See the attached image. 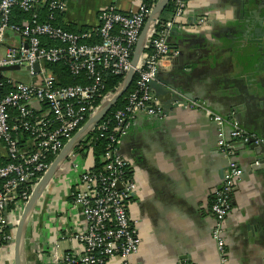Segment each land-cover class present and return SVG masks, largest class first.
<instances>
[{
  "label": "crops",
  "instance_id": "1",
  "mask_svg": "<svg viewBox=\"0 0 264 264\" xmlns=\"http://www.w3.org/2000/svg\"><path fill=\"white\" fill-rule=\"evenodd\" d=\"M138 3L67 0L62 22L99 27L103 9L115 6L125 13ZM256 16L264 17V0H190L183 27L169 38L177 55L162 63L160 74L176 88L177 101L164 116L140 114L119 145V153L133 162L129 174L138 185L128 204L142 237L139 252L131 257L135 264H221L211 203L223 183L226 159L217 148V124L189 102L201 101L237 119L246 133L264 140V28L255 32ZM19 42L18 35L8 33L7 45ZM0 76L31 81L20 68ZM241 142L234 152L244 175L230 194L226 252L229 264H264V153L257 156ZM6 155L0 143V156ZM72 177L61 170L33 212L23 245L26 264H63L53 262L55 248L59 254L82 253L73 234L87 224L82 211L70 204ZM8 253L15 255V250L1 251L0 264L10 263ZM122 263L121 257L110 261Z\"/></svg>",
  "mask_w": 264,
  "mask_h": 264
},
{
  "label": "built area",
  "instance_id": "2",
  "mask_svg": "<svg viewBox=\"0 0 264 264\" xmlns=\"http://www.w3.org/2000/svg\"><path fill=\"white\" fill-rule=\"evenodd\" d=\"M189 1L173 0V10L164 12L159 18L137 66L135 90L129 95L127 106L113 113L109 119L105 117L85 137L84 141L97 131L104 136L116 122V128L109 136L112 144L108 145L105 154L108 162L104 171L93 170L95 161L91 146L78 151L84 141L61 166L58 174L63 170L73 176L70 179V204L82 211L87 227L73 234L74 240L82 246V253L59 254L55 248L53 262L110 264L113 258L121 257L122 264H135L131 257L139 252L142 237L129 214L128 204L136 197L138 185L129 174L133 162L119 153V145L140 114L160 117L166 113L161 97L150 82L161 73L162 63L171 55H177L172 53L169 38L176 28L183 27L181 21L185 18ZM138 2L135 10L125 13L115 6L103 9L96 32L101 42L88 44L84 39H89L90 33H72L52 23L41 22L36 14L22 25L11 22L16 6L25 12H36L39 6L48 3L50 10L64 13L68 10L67 0H0V67L18 66L31 76L29 83L8 80L13 87L10 91L5 89L0 79V143L5 145L6 156L12 159L8 164L0 165V253L14 251L16 230L25 205L53 161L100 107L120 90L132 67L136 43L155 6L149 9L141 0ZM8 33L18 35L20 42L7 45ZM45 39L59 45L47 46ZM64 58L69 59L74 75L86 72L94 84L57 86V76L44 64ZM36 64H39V70H36ZM99 66L111 74L123 76V80L104 96L100 104H95L98 87L103 81ZM189 104L203 110L218 126L217 148L226 159V167L223 183L214 192L211 203L215 217L212 237L217 243L221 264H229L224 237L225 220L230 210V194L244 175V169L235 156L234 143L253 140L260 144L264 140L246 133L237 119L225 117L201 101H190ZM13 109L19 112V118L12 117ZM21 129L32 135L23 147L14 137V132ZM43 198L44 193L39 202ZM39 202L33 212L37 211ZM65 237L62 236L63 239ZM14 257V254H9V264H15Z\"/></svg>",
  "mask_w": 264,
  "mask_h": 264
},
{
  "label": "water",
  "instance_id": "3",
  "mask_svg": "<svg viewBox=\"0 0 264 264\" xmlns=\"http://www.w3.org/2000/svg\"><path fill=\"white\" fill-rule=\"evenodd\" d=\"M173 0H158L155 6L150 11L149 17L147 19V22L140 34V37L136 43L133 56H132V67L130 71L128 72L123 84L121 85L120 90L106 103H104L100 109L88 120L86 125L66 144L64 149L60 152V154L57 156V158L53 161L52 165L50 166L49 170L41 181L37 184L35 189L33 190V193L31 194V197L27 204L25 205L24 212L20 218V222L17 226L16 230V237L14 240V250H15V264H26L24 261V239H25V233L27 229L28 222L30 220V217L35 210L36 206L38 205V202L40 198L42 197L45 190L50 185L53 178L58 174L61 166L68 158L69 154L77 147L79 146L85 139L86 136H88L90 133H92L97 125L107 116V114L111 111V109L115 106L117 101L129 90L131 85L133 84L136 72H137V66L140 62L141 56L144 53L146 49L147 41L157 25V22L161 15L166 11V8L171 4ZM258 16H256L257 18ZM255 22L257 26L255 30L256 33H260L263 30L261 28H264V17L260 16L256 19ZM36 70H39V64H36ZM18 66H3L0 67V75L3 71H10L13 69H18ZM151 87L154 89L155 93L159 97H166L169 96L170 98L164 102V109L165 112L169 110V108L172 106L174 102L177 101L178 94L176 93V88L174 85H171V81L168 78H165L163 75L159 74L155 80H152L150 82ZM237 142L234 143L235 147ZM240 146L242 147H249L255 153L257 156H261L264 153V144H257L255 142L250 141L248 143L241 142ZM260 161V160H259ZM258 161H256L257 163ZM261 162H264V159L261 157ZM258 164V163H257ZM119 187L121 185L119 184ZM12 227V225H10Z\"/></svg>",
  "mask_w": 264,
  "mask_h": 264
},
{
  "label": "trees",
  "instance_id": "4",
  "mask_svg": "<svg viewBox=\"0 0 264 264\" xmlns=\"http://www.w3.org/2000/svg\"><path fill=\"white\" fill-rule=\"evenodd\" d=\"M149 9H151L158 0H141ZM174 8L173 1L171 4L166 8L165 12H171ZM36 10V12H25L23 11L19 6H16L13 11V15L11 18V22L13 24L22 25V23L25 20H30L34 14L37 15V18L41 22H49L52 23L55 26H59L67 31H70L72 33L76 34H83V33H90L92 36L89 39H84L85 42L88 44H96L101 42L100 35L96 34L97 29L99 27H89V26H83V27H77L73 26L71 24H65L62 22V19L64 18V13L61 12H54L50 10L48 3L45 5L39 6ZM52 17V18H51ZM174 33V32H173ZM172 33V34H173ZM44 42H47V46H58V42H54L49 39H45ZM46 69L51 70L58 79L57 86L61 87H67V86H76V85H82V86H91L94 84V81L92 78L88 77L86 75V72L81 73L80 75H74L71 71L70 65H69V59L64 58L59 62H46L44 64ZM98 69L101 71L102 79L103 81L98 87V91L95 96V104H100L101 100L104 98V96L113 90L115 87L118 86L120 82L123 80V76L121 75H114L110 72H107L102 69V67H98ZM1 81L5 85V89L7 91H10L13 89L12 85L8 82L7 79H4L0 76ZM135 83L136 79L134 80L133 84L129 88V90L117 101L115 106L111 109V111L107 114L106 118L109 119L113 116V113L120 109H124L127 106V101L129 95L135 90ZM5 90V91H6ZM36 115H39L38 113ZM12 117L14 119L19 118V112L16 109L12 110ZM114 128H116V122H113V125L111 126V129L107 132H105L104 136H100L99 132H95L91 134L84 143L78 147V151H83L90 146L93 148L94 151V167L93 170L95 171H104V167L107 164L108 160L106 158V152L108 149V145L112 144V140L110 139V134H112ZM117 135V133L115 134ZM14 137L18 140V143L21 147L25 146L27 142L31 139L32 135L31 132L21 129L17 132H14ZM93 139V142L88 145L90 140ZM53 159L54 157H50ZM12 162L11 158H8L6 156H0V165H6L8 163ZM12 208V207H11ZM9 231V228H6Z\"/></svg>",
  "mask_w": 264,
  "mask_h": 264
},
{
  "label": "rangeland",
  "instance_id": "5",
  "mask_svg": "<svg viewBox=\"0 0 264 264\" xmlns=\"http://www.w3.org/2000/svg\"><path fill=\"white\" fill-rule=\"evenodd\" d=\"M26 74V73H25ZM25 77H26V75H25ZM26 79H27V77H26ZM69 162H71V160H69ZM68 173H70V172H68Z\"/></svg>",
  "mask_w": 264,
  "mask_h": 264
}]
</instances>
